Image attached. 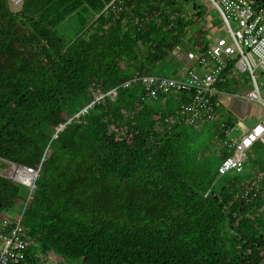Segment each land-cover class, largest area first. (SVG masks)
Returning a JSON list of instances; mask_svg holds the SVG:
<instances>
[{
  "label": "trees",
  "instance_id": "obj_1",
  "mask_svg": "<svg viewBox=\"0 0 264 264\" xmlns=\"http://www.w3.org/2000/svg\"><path fill=\"white\" fill-rule=\"evenodd\" d=\"M214 10L210 0H0V218L24 210L27 236L61 264H264V154L254 159L264 147L244 172L221 175L236 126L223 102L227 127L194 125L179 120L187 94L123 86L177 48L205 51ZM235 74L220 90L241 84ZM16 163L39 169L32 191L5 174Z\"/></svg>",
  "mask_w": 264,
  "mask_h": 264
},
{
  "label": "built area",
  "instance_id": "obj_2",
  "mask_svg": "<svg viewBox=\"0 0 264 264\" xmlns=\"http://www.w3.org/2000/svg\"><path fill=\"white\" fill-rule=\"evenodd\" d=\"M12 1L19 3L21 0ZM210 1L217 9L230 40L220 33L211 40L205 51H189V58L204 67L202 72L190 69L185 76L175 77L136 71L123 86L130 87L134 83H141L148 96L153 99H158L162 94H187L188 99L180 105L179 120L194 125L203 121H221L225 128L227 124L222 118V90L217 84L230 63H233L230 71L237 73L236 69L241 67L247 71L254 84V88L245 98L257 101L264 107V97L255 76L258 67L264 73V5L259 4L257 0ZM234 23L237 24L236 28L233 27ZM232 72L229 74H233ZM110 93L115 96L117 90L114 89ZM86 110L85 108L83 111ZM231 130L230 127L226 129L228 139L224 144L229 154L219 166L221 175L244 172L250 150L257 143L264 147V116L239 138H229ZM27 172L35 174V183L39 169L29 168ZM262 177L263 173H260V178ZM33 188H30L31 191ZM23 215L24 210L19 215L6 213L0 218V264H61L44 253L37 243L27 236Z\"/></svg>",
  "mask_w": 264,
  "mask_h": 264
},
{
  "label": "rangeland",
  "instance_id": "obj_3",
  "mask_svg": "<svg viewBox=\"0 0 264 264\" xmlns=\"http://www.w3.org/2000/svg\"><path fill=\"white\" fill-rule=\"evenodd\" d=\"M19 3H15L13 1V6L14 8L17 7ZM211 22L212 24L214 23V25H218L220 28L219 32H215L217 35L224 34L228 40H230L229 34L225 32V26L222 23L221 17L219 16V14L217 13V11H212L211 14ZM233 27L236 28L237 24L234 23ZM60 31L62 33H64L65 35L71 37L74 34L73 28L70 24H63L60 28ZM195 69L197 70V67H195ZM153 72L156 74H160V75H165V76H174V67L171 64L168 63H164L162 65L157 66L156 68L153 69ZM199 72V71H198ZM237 75H238V81L241 82V87L239 86V89H235L234 86H236V80L234 83L230 84V90L231 92L233 91V93H238V94H243L245 97L247 95V93L254 88V84L250 79L249 74L247 73V71L242 70L241 67L236 69ZM255 76H256V81L258 84V87L261 91L262 96L264 97V73L261 70V68H257L255 70ZM229 90V91H230ZM223 92V91H222ZM180 96V95H179ZM169 99H175L174 94H171L170 96H168ZM230 100L228 95H222V101L224 103V105L227 104V102ZM248 103V110L249 113L245 116V117H240V120L236 122V126L235 128H232L231 133L229 134V138H233V137H239L242 136L245 132L246 129L249 128L252 124L256 123L257 121H260L262 119V117L264 116V107L262 106V104L258 103L257 101H253L250 99H245ZM177 106V103H174V107ZM216 122V121H215ZM260 154H264V152H260L259 154L256 155L255 158H257V156L259 157ZM252 159V160H254ZM5 174L9 175L11 177L14 176L18 177L20 179H26V177L28 176L27 173H25V170L23 168H19L17 169L16 165H10L6 170H5Z\"/></svg>",
  "mask_w": 264,
  "mask_h": 264
},
{
  "label": "crops",
  "instance_id": "obj_4",
  "mask_svg": "<svg viewBox=\"0 0 264 264\" xmlns=\"http://www.w3.org/2000/svg\"><path fill=\"white\" fill-rule=\"evenodd\" d=\"M211 31H212V35H211L210 39L212 40L213 38L218 36L215 32H219L220 28L218 25H214V23H213ZM185 48L186 47L177 48L176 51L174 52V54L172 56H170V58H168V60L166 61V63L173 65L174 71H175L174 72L175 77H183L186 75L188 70H190V69L196 70L195 67H197L196 71L202 72L204 70V67H202L201 65L196 63L194 60H191L189 58V56H188L189 51L185 50ZM235 75H237V74H235ZM231 78H233V74H225L223 76V80L227 79V80L231 81ZM239 86L241 87V85H239ZM239 86H237V87L234 86V87L236 89ZM222 95H228L230 98V100L225 105V108L228 112L227 115H230L233 118L231 123H234L236 125V122L240 120L241 116L245 117L249 113L248 103L245 100L246 98L243 94L241 95L238 93H233V91L231 92V90H230V91H223L222 92L221 101H222ZM174 96L180 98L179 95H174ZM239 137H233V138H239Z\"/></svg>",
  "mask_w": 264,
  "mask_h": 264
},
{
  "label": "water",
  "instance_id": "obj_5",
  "mask_svg": "<svg viewBox=\"0 0 264 264\" xmlns=\"http://www.w3.org/2000/svg\"><path fill=\"white\" fill-rule=\"evenodd\" d=\"M15 165H16L17 169H19V168H23L26 172H27V171L29 170V168H30V167H27V166H25V165H23V164H20V163H16ZM11 179L14 180V181H16V182H18V183H20V184L25 185L26 187H29V188L35 186V183H34V182H32L31 184H28V183H26V182H23V181L20 180V178L15 177V174H14L13 177H11Z\"/></svg>",
  "mask_w": 264,
  "mask_h": 264
}]
</instances>
